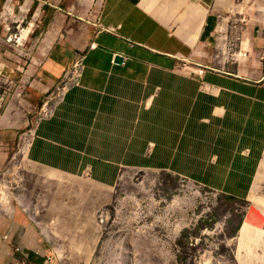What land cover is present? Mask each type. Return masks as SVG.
Listing matches in <instances>:
<instances>
[{"label":"crops","instance_id":"0c3cea01","mask_svg":"<svg viewBox=\"0 0 264 264\" xmlns=\"http://www.w3.org/2000/svg\"><path fill=\"white\" fill-rule=\"evenodd\" d=\"M87 1L96 13L79 84L28 140L32 186L15 180L0 197V264H94L113 191L124 173L143 171L253 203L234 257L264 264V203L253 199L264 160V63L202 76L205 66H192L220 55L228 32L247 55H264V0ZM69 38L47 59L50 85L75 59L80 42Z\"/></svg>","mask_w":264,"mask_h":264},{"label":"rangeland","instance_id":"374dc122","mask_svg":"<svg viewBox=\"0 0 264 264\" xmlns=\"http://www.w3.org/2000/svg\"><path fill=\"white\" fill-rule=\"evenodd\" d=\"M88 7L87 0H0L2 198L7 196L8 183L15 180L24 179L32 186L28 174L38 171L26 161L28 140L65 92L66 73L72 66L50 85L46 62L73 34V40L80 42L74 55L84 54L93 29L88 26L96 13V6L90 12ZM228 34L219 45L220 55H203L192 66L229 72L249 66L263 69L264 55H247L246 44ZM113 193L112 206L101 219L94 264H237L235 234L253 203L168 173L147 171L124 173ZM253 197L264 203V160ZM251 219L252 214L243 231Z\"/></svg>","mask_w":264,"mask_h":264},{"label":"built area","instance_id":"2783aa9c","mask_svg":"<svg viewBox=\"0 0 264 264\" xmlns=\"http://www.w3.org/2000/svg\"><path fill=\"white\" fill-rule=\"evenodd\" d=\"M83 69H84L83 56L82 55H76L70 70L68 71V73H66V81H67L66 89L72 85H78L79 84V79L82 75ZM204 70H206V68H202L199 71L198 75L202 76L204 74ZM101 221H103V220H101ZM22 264H24V263H22Z\"/></svg>","mask_w":264,"mask_h":264},{"label":"water","instance_id":"95a60500","mask_svg":"<svg viewBox=\"0 0 264 264\" xmlns=\"http://www.w3.org/2000/svg\"><path fill=\"white\" fill-rule=\"evenodd\" d=\"M116 61H117V62H121V61H122V58L117 57Z\"/></svg>","mask_w":264,"mask_h":264}]
</instances>
